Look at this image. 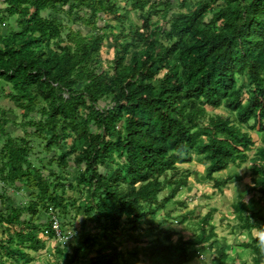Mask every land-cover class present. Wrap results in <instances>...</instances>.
Instances as JSON below:
<instances>
[{
	"label": "trees",
	"instance_id": "trees-1",
	"mask_svg": "<svg viewBox=\"0 0 264 264\" xmlns=\"http://www.w3.org/2000/svg\"><path fill=\"white\" fill-rule=\"evenodd\" d=\"M123 2L0 0V83L8 88L0 97L16 109L22 131H4L11 119L0 107V181L28 192L26 202L0 210V264H30V252L45 248L39 235L52 239L44 234L50 209L65 231L73 214L82 232L75 244L56 242L64 264H191V250H208L211 264H226L229 250L215 247L209 223L215 209L193 217L198 233L188 240L160 232L125 252L120 238L147 223L154 232L157 217L176 210L186 211L180 224L189 221L182 192L191 173L180 166L193 156L216 189L223 179L215 175L256 163L251 180L264 195V0H200L170 18L168 0L155 12L148 0ZM181 2L184 8L188 1ZM159 12L168 29L154 24ZM105 39L112 59L101 54ZM69 169L73 182L64 175ZM169 202L174 210L166 212ZM233 211L250 235L242 244L250 264H264V238L253 234L264 231V217L242 202ZM41 212L44 222L37 221Z\"/></svg>",
	"mask_w": 264,
	"mask_h": 264
},
{
	"label": "rangeland",
	"instance_id": "rangeland-1",
	"mask_svg": "<svg viewBox=\"0 0 264 264\" xmlns=\"http://www.w3.org/2000/svg\"><path fill=\"white\" fill-rule=\"evenodd\" d=\"M121 3L120 5L124 6L123 0H119ZM167 0H164L163 2H166ZM189 1V0H186ZM170 4L168 5V15L167 17L170 18L171 16L174 17L179 12H188L191 7V2H188L184 4V8L179 7V3L176 0H168ZM195 2V1H193ZM160 6V7H159ZM127 8V7H126ZM159 10L163 9V5H158L156 7ZM130 9V8H129ZM155 12V10H153ZM43 15H54L52 12H43ZM163 13L159 12L157 16L154 17L153 22L154 24H160L165 29H168L169 25L166 24L167 20H163ZM58 18L61 19L62 15H58ZM132 22H138L137 15L132 12L130 17ZM167 18V19H168ZM166 21V22H165ZM68 27H70L73 30L79 29L80 32L83 34H88L89 30L85 27L78 26L76 24H69ZM116 32L119 31L120 27L116 26ZM125 27H127V24H125ZM4 27L0 28V32H3ZM102 33H106V31H102ZM114 53L113 44L110 41V39H105L104 46L101 49V54L104 59H112ZM3 88L4 90H7V86H2L0 83V89ZM0 107L2 109H5L6 118H9L11 120L4 125V131L7 133H10L12 136L21 135L22 131L19 126V117L16 114L17 111L14 109L12 103L9 101V99L0 97ZM12 109L11 112L9 109ZM207 111L211 114L219 115L223 118L230 117L228 115V112L222 108L219 109H211L207 108ZM36 119H38V116H35ZM2 118L0 114V119ZM233 118V117H232ZM1 122V120H0ZM253 139L256 142L257 146L261 145V137L260 134L251 133ZM0 137H1V131H0ZM3 141L0 142V147L2 146ZM254 151L249 152L250 158L253 157ZM201 161L197 159L196 156H193V160L189 164L181 165V168H187L189 172L191 173L189 176V179L191 181H194L198 185H202V190H204L202 196L198 199H189V197L186 196L185 191L182 192V198L186 202L187 207L191 208L193 212L192 217L184 224H180L179 222V216L183 213L185 214L186 211L183 210H176V212L172 213L170 218L163 217L161 214L157 217V221L161 222L159 224L158 229L154 232H151L149 229L150 224L144 225V227L136 232L131 233L130 231L124 232L123 236L120 238L121 246L120 248L123 251H131L136 246H141L142 242L144 244L151 243L155 241V238L157 235H160L158 233H162L164 236V233L166 236H170L171 240L175 242L177 238L182 237L184 240H188L189 238L193 237L198 233V228L196 223L199 221V218H193V217H200V219L210 210L215 209V213L212 216L211 221L209 222L215 229V232L217 233V239L218 242L215 245L216 248L219 246H223L226 250H229V257L228 262L226 264H240L239 261L246 262L247 264H250L252 261V255L250 253V250L244 249L242 247V244L249 242L250 235L246 231H240L238 228V219L237 215L233 211V205L237 202H242L245 204V207L249 210L252 208V210H256V212L259 213V216L264 217V195L260 192V187L254 186L251 180V171L249 167L255 165L254 162H247L243 164L240 168H236L233 166H229L226 170L223 172L215 175L219 179H223L221 181L222 185L219 187V189H216L212 186V184L207 185V180L205 178V168ZM203 165V167L198 166ZM63 175L62 172H59ZM45 174H47L45 172ZM67 179L70 182H73L76 178L75 170L69 169L64 174ZM199 187V186H198ZM209 187L210 190H207ZM0 193H4L5 199L3 203L0 202V210L5 211L9 207H15L19 205L21 202H26L27 194L28 192L26 190H15L13 188H5L2 186V183L0 181ZM208 193V194H207ZM164 193H162L163 195ZM196 196V195H195ZM203 197V198H202ZM179 198V197H178ZM187 208V209H188ZM172 210H167L166 212H169ZM43 212L39 213L37 216V221L44 222L45 221V215ZM62 217V216H61ZM73 214L70 216V223H67L70 227L68 230L73 234L72 240L68 243L75 244L77 242V237L81 236L82 232L76 228H78V223L75 220H72ZM167 220L166 223L163 222ZM154 223H157L154 221ZM261 223L258 222V225ZM153 225V224H152ZM151 225V226H152ZM76 228H74V227ZM80 227V224H79ZM84 225V231H88L85 228ZM123 229V228H122ZM1 230V229H0ZM259 230V229H258ZM77 231H79L77 233ZM261 231V232H259ZM253 231V234L260 235L264 238V231ZM85 233V232H84ZM83 233V234H84ZM88 233V232H87ZM162 238V236L160 237ZM39 239H42L45 243V248L43 250H39L37 253L30 254L33 257V261L30 264H64L65 258L63 256H56L55 255V249L57 248L58 244L56 241L51 239L43 238L41 235H39ZM64 245V244H63ZM204 251H206L204 249ZM68 252L70 253V249H68ZM203 252L204 259H200V256L202 252H195L193 250L190 251V258H191V264H211V256L209 251ZM128 254V253H127ZM89 255L88 257H90ZM203 256V255H202ZM87 257V258H88ZM133 258H131V261ZM141 264H156L155 261H145L144 259H140ZM239 262V263H238Z\"/></svg>",
	"mask_w": 264,
	"mask_h": 264
},
{
	"label": "crops",
	"instance_id": "crops-1",
	"mask_svg": "<svg viewBox=\"0 0 264 264\" xmlns=\"http://www.w3.org/2000/svg\"><path fill=\"white\" fill-rule=\"evenodd\" d=\"M149 1V4H155L156 6H158V5H161L162 3H163V1L164 0H148ZM176 1H178V2H180V3H182L181 1H183V0H176ZM193 1H195V2H193ZM200 0H191V1H188V2H191V4H192V6L195 4V3H197V2H199ZM187 2V3H188ZM160 7V6H159ZM130 7H128V9H129ZM129 10H131V8L129 9ZM154 10H158L157 8L156 9H154ZM132 12H134V11H132ZM132 12H131V14H132ZM136 15H138L136 12H134ZM131 14H130V16H131ZM198 166H200V167H203V165H199L198 164ZM199 186V187H198ZM202 185H198V184H196L194 181H191L189 178H188V187H186V189L184 190L185 191V194H186V196L187 197H189V199H198V198H200V196H202V194H203V192H204V190H202V187H201ZM207 190H210L209 189V187H208V189ZM208 194V193H207ZM196 195V196H195ZM203 198V197H202ZM191 199V200H192ZM167 207V209L166 210H174V208H173V203L172 202H169L167 205H166ZM189 210H191V208H188ZM157 222V221H156ZM147 224H149V223H147ZM153 225H155V223H153ZM156 225H159L158 223H156ZM219 247H223V246H219ZM207 254V253H206ZM201 255H203V257H204V253L202 252L201 253Z\"/></svg>",
	"mask_w": 264,
	"mask_h": 264
},
{
	"label": "built area",
	"instance_id": "built-area-1",
	"mask_svg": "<svg viewBox=\"0 0 264 264\" xmlns=\"http://www.w3.org/2000/svg\"><path fill=\"white\" fill-rule=\"evenodd\" d=\"M50 229H46L44 234L45 235H52V239L57 242L64 243L66 240L71 238V232L65 231L61 225L58 218V213H56L54 210L50 209ZM200 259H202V255H199Z\"/></svg>",
	"mask_w": 264,
	"mask_h": 264
},
{
	"label": "bare ground",
	"instance_id": "bare-ground-1",
	"mask_svg": "<svg viewBox=\"0 0 264 264\" xmlns=\"http://www.w3.org/2000/svg\"><path fill=\"white\" fill-rule=\"evenodd\" d=\"M66 231H69V230H68V227L66 228ZM69 232H70V231H69ZM72 237H73V234L71 233V238H69V239L66 240L65 242H69V241H71V240H72ZM65 242H64V243H65Z\"/></svg>",
	"mask_w": 264,
	"mask_h": 264
},
{
	"label": "clouds",
	"instance_id": "clouds-1",
	"mask_svg": "<svg viewBox=\"0 0 264 264\" xmlns=\"http://www.w3.org/2000/svg\"><path fill=\"white\" fill-rule=\"evenodd\" d=\"M51 240H53V239H51ZM55 241V240H54ZM57 242V241H56ZM203 257V256H202ZM202 259H204V257L202 258Z\"/></svg>",
	"mask_w": 264,
	"mask_h": 264
}]
</instances>
